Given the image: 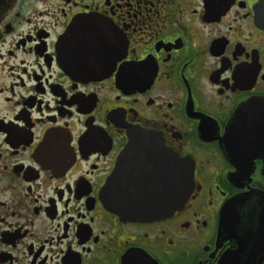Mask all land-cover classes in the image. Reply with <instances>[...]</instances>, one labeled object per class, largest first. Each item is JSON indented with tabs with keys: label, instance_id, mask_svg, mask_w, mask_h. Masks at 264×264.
Masks as SVG:
<instances>
[{
	"label": "flooded vegetation",
	"instance_id": "af4514ba",
	"mask_svg": "<svg viewBox=\"0 0 264 264\" xmlns=\"http://www.w3.org/2000/svg\"><path fill=\"white\" fill-rule=\"evenodd\" d=\"M261 7L0 0V264H264ZM176 157L193 167L180 209H110H169Z\"/></svg>",
	"mask_w": 264,
	"mask_h": 264
},
{
	"label": "water",
	"instance_id": "95a60500",
	"mask_svg": "<svg viewBox=\"0 0 264 264\" xmlns=\"http://www.w3.org/2000/svg\"><path fill=\"white\" fill-rule=\"evenodd\" d=\"M262 2V11H264V0ZM262 23V21H261ZM263 26V23H262ZM264 27V26H263ZM79 54V75L87 76L91 74V67L93 65V58L89 56L88 51L78 50ZM97 69L99 66L94 65ZM119 175V168L115 172V176ZM175 186L174 192L171 193V198L173 196L174 205H171L169 209L159 208L157 206V196L153 195V199L148 200H137L136 208L125 207V204H131L132 202L123 201L120 196L116 197L112 194L106 195L107 203L110 205V209L115 211L119 216L126 219H138V220H147L152 217L157 218L166 215L167 213H173L174 211L180 209L184 203L188 200L190 194L193 190V167L189 166L186 162L175 158ZM237 199H231L226 204L225 215L223 216V230L226 234H231L232 225L231 222V212L235 209L234 207L237 204ZM143 204V207L140 204ZM146 203H149L146 207ZM254 260V263H261L263 259H242V264L244 261Z\"/></svg>",
	"mask_w": 264,
	"mask_h": 264
}]
</instances>
